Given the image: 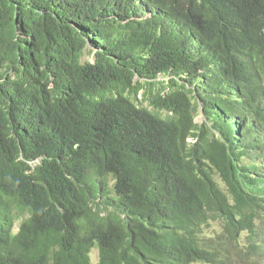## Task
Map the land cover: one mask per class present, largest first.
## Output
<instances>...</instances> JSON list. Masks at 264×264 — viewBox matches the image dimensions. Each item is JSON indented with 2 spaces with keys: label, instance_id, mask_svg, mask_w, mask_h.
<instances>
[{
  "label": "trees",
  "instance_id": "1",
  "mask_svg": "<svg viewBox=\"0 0 264 264\" xmlns=\"http://www.w3.org/2000/svg\"><path fill=\"white\" fill-rule=\"evenodd\" d=\"M239 241L264 251V0H0V264Z\"/></svg>",
  "mask_w": 264,
  "mask_h": 264
},
{
  "label": "rangeland",
  "instance_id": "2",
  "mask_svg": "<svg viewBox=\"0 0 264 264\" xmlns=\"http://www.w3.org/2000/svg\"><path fill=\"white\" fill-rule=\"evenodd\" d=\"M88 53L85 55V58H88ZM163 78V77H162ZM139 93H142V92H139ZM141 98L140 94H138L137 98ZM142 97H143V94H142ZM139 100V99H138ZM148 101H141L139 100V104L140 105H144L145 107L149 108V109H152L149 104ZM196 121L201 124V122H203V117L201 115V113L199 115H197V117L195 118ZM110 184L112 185V180L110 181ZM221 221V220H220ZM219 220H216L215 222H211V226H207L205 229H204V234L206 236H214L216 233H220V231L222 230V224ZM240 243L241 246H238V244ZM244 245V241H239L238 243H231L230 244V247H229V250H232L234 252V257H232L231 255H228V258L231 259L233 258V261H234V264H251L253 261H255L258 257H260V255L263 252H260V253H255L253 251H251V255L248 253H245L247 254L246 255V258L243 260V259H239V252L241 251V248L243 247ZM229 246V244H228ZM99 258V255H98V248L97 247H94L92 250H91V259L96 262ZM194 264H205V263H202V262H196Z\"/></svg>",
  "mask_w": 264,
  "mask_h": 264
},
{
  "label": "clouds",
  "instance_id": "3",
  "mask_svg": "<svg viewBox=\"0 0 264 264\" xmlns=\"http://www.w3.org/2000/svg\"><path fill=\"white\" fill-rule=\"evenodd\" d=\"M148 15H150V11L147 13ZM196 120V119H195ZM197 122V121H196ZM188 140H192L191 138H189Z\"/></svg>",
  "mask_w": 264,
  "mask_h": 264
}]
</instances>
